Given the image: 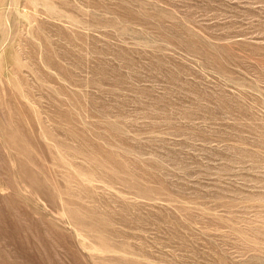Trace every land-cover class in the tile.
I'll return each instance as SVG.
<instances>
[{"label": "rangeland", "instance_id": "1", "mask_svg": "<svg viewBox=\"0 0 264 264\" xmlns=\"http://www.w3.org/2000/svg\"><path fill=\"white\" fill-rule=\"evenodd\" d=\"M0 264H264V0H0Z\"/></svg>", "mask_w": 264, "mask_h": 264}]
</instances>
